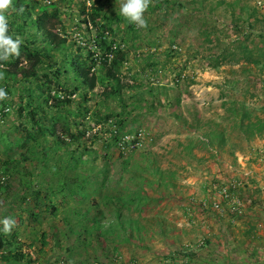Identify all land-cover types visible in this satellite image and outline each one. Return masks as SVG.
<instances>
[{
  "label": "rangeland",
  "instance_id": "374dc122",
  "mask_svg": "<svg viewBox=\"0 0 264 264\" xmlns=\"http://www.w3.org/2000/svg\"><path fill=\"white\" fill-rule=\"evenodd\" d=\"M120 2L12 0L6 10L23 43L0 75V219L15 220L6 250L26 260L0 264H264V129L254 134L264 0H150L145 28L119 15ZM49 33L66 43L52 48ZM101 38L124 53L118 97L71 70L76 58L100 62ZM22 47L43 53L36 78L20 72L32 64Z\"/></svg>",
  "mask_w": 264,
  "mask_h": 264
},
{
  "label": "trees",
  "instance_id": "16d2710c",
  "mask_svg": "<svg viewBox=\"0 0 264 264\" xmlns=\"http://www.w3.org/2000/svg\"><path fill=\"white\" fill-rule=\"evenodd\" d=\"M48 7H40L39 12H40V16L38 17V23L41 26H45V23L47 22V11H48ZM103 10V6L97 5L96 7H93L92 9V13L90 16V21L91 23H93L94 25H96V23L99 21L100 18V12ZM87 23V21L85 22ZM57 36L53 33H49L48 36V40L50 42V45H52V48H55L56 50H59L65 43V39H58V41L56 42ZM99 47L102 48L104 50L103 55L100 56L101 60L100 62H97L96 60H92L91 61V66H88L85 64V61L82 57L81 58H76L73 60V64L71 66V70L74 72L75 75H77V78H81V84L83 86H85L88 89H95L97 86V83L102 84L104 86H108L105 83H111V87H110V93L109 95L118 97L122 90L125 88L119 81V77H118V73L121 70L122 64L125 61V57H124V53L122 52V50L120 49V47H116L113 46L112 42H109L107 39L105 38H101V41L99 43ZM22 50H25L28 53V58L30 59V63L31 64V68L28 71H20L21 74H23L27 79L28 78H36L38 77V71H37V64L42 63V55L43 53L40 51H33V50H29L26 47H22ZM111 55V57H110ZM254 63L257 64V62L255 61ZM3 62H0V75L3 72ZM18 63L14 64L15 69V73L17 74L18 72ZM93 67H95L96 69H94ZM94 69V72L92 73V70ZM57 74H60V72H57ZM152 93V91H150ZM67 101V100H66ZM64 101V102H66ZM69 102V101H67ZM56 104H58L56 102ZM63 104V101H61L60 105ZM96 116H95V120L96 122H103L104 119H101L100 117V113L99 111H96ZM33 118L35 117V115L32 113ZM264 129V122H260V124L258 123H254V134L257 131H262ZM27 131V130H25ZM52 132L51 130H49V128H41V133L43 135H46L47 133ZM53 133V132H52ZM80 136H82V134H79ZM218 135H220L218 133ZM74 136V135H73ZM215 134L212 135L214 139L215 138ZM33 139L35 140V136L30 132L29 135H27V138H25V140H21L19 141V144L22 142L25 144L29 143V140ZM223 140L219 141L222 142ZM64 143V141H63ZM54 154H58V151L55 149L54 150ZM36 155V153H35ZM34 155V156H35ZM46 155L48 156V153L46 152ZM48 156L47 160H50ZM4 166L9 167L7 164H4ZM46 166H48V163L46 164ZM61 167V166H60ZM60 170H62L63 168H59ZM67 169V173H69L70 168H66ZM72 170V169H71ZM19 173V172H18ZM44 194V192H43ZM36 198L35 201L37 204H40V202L42 203V198L39 199V194H36ZM44 197L47 198V195L44 194ZM25 200V198L23 199ZM102 219L103 216L102 215H98L95 218L92 219L93 222V226L92 231L95 232V234H98L99 231L103 232V228L105 226V224L102 223ZM113 220H115L120 229L122 231H124V233H128V231L130 230L131 232L134 230L135 226H134V219L132 218H128L125 214H123L121 211H117L114 214V218ZM77 221H80V218L77 219ZM80 224V223H79ZM109 229L107 231H113V226L108 225ZM6 233L4 232H0V252L1 251H5L7 249V247L12 246L11 241L6 240L5 238ZM6 255L1 254L0 258L1 261L4 263L7 262H23L24 260H26V255L23 253V250L21 247H18L17 249H15L14 251H5Z\"/></svg>",
  "mask_w": 264,
  "mask_h": 264
},
{
  "label": "clouds",
  "instance_id": "9594fccd",
  "mask_svg": "<svg viewBox=\"0 0 264 264\" xmlns=\"http://www.w3.org/2000/svg\"><path fill=\"white\" fill-rule=\"evenodd\" d=\"M150 0H121L119 15L138 28H145L147 20L144 16ZM12 0H0V62L8 61L11 57L20 55V47L23 43L20 37H13L9 33V22L6 10ZM9 93L4 87H0V101L5 100ZM15 220L11 217L0 219V232L9 233L15 227Z\"/></svg>",
  "mask_w": 264,
  "mask_h": 264
}]
</instances>
